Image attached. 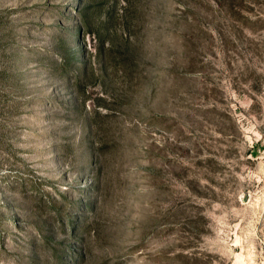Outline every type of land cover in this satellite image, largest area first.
<instances>
[{"label": "rangeland", "instance_id": "374dc122", "mask_svg": "<svg viewBox=\"0 0 264 264\" xmlns=\"http://www.w3.org/2000/svg\"><path fill=\"white\" fill-rule=\"evenodd\" d=\"M0 264H264V0H0Z\"/></svg>", "mask_w": 264, "mask_h": 264}]
</instances>
